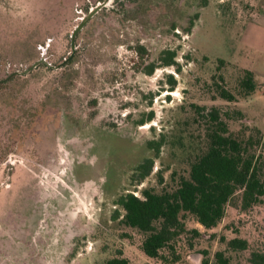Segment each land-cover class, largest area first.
I'll use <instances>...</instances> for the list:
<instances>
[{
  "label": "rangeland",
  "instance_id": "1",
  "mask_svg": "<svg viewBox=\"0 0 264 264\" xmlns=\"http://www.w3.org/2000/svg\"><path fill=\"white\" fill-rule=\"evenodd\" d=\"M97 6L73 50V31ZM167 51L177 66L159 67ZM218 59L230 86L245 69L258 90L237 103L213 98ZM192 104L240 112L230 132L264 136V0H0V264H102L116 250L134 264H162L139 250L115 202L189 170L177 146L155 155L147 142L200 132ZM150 157L151 175L133 182ZM182 222L176 264H215L218 251L250 264L264 252V199L244 190L234 189L217 225L189 214Z\"/></svg>",
  "mask_w": 264,
  "mask_h": 264
},
{
  "label": "trees",
  "instance_id": "2",
  "mask_svg": "<svg viewBox=\"0 0 264 264\" xmlns=\"http://www.w3.org/2000/svg\"><path fill=\"white\" fill-rule=\"evenodd\" d=\"M160 58L159 67L177 66L175 52H165ZM222 59L217 60L216 74L210 81L213 98L227 103H237L250 98L259 88L255 74L242 69L233 86H230L221 69L225 66ZM157 66L151 64L146 70L152 75ZM171 89L175 81L168 76ZM194 115V123L203 120L200 132H184L178 140H169L161 134L158 139L149 140L147 147L159 154L165 146H177L186 157L189 170L184 174L172 172L168 183L159 175V190L146 188L141 195L127 193L116 200L122 211L121 225L141 236L139 250L151 260L162 264H176L180 261L176 240L185 234L182 217L192 215L197 223L204 227L217 225L223 215V208L234 189L264 199V156L256 157L254 148L260 147L264 154V136L259 130H254L247 138L233 134L228 122L240 121V112H228L217 107L206 108L195 104L190 105ZM151 112L140 125L152 121ZM153 169V158H145L133 170L131 180L142 183ZM119 212L115 210L113 220L118 219ZM188 234L195 238L197 230ZM128 236L125 234V238ZM189 239V238H188ZM189 248L193 246L188 240ZM232 245H243L245 242L234 239ZM250 264H264V252H253ZM215 264H230L223 251L214 254ZM102 264H134L123 255L121 250L105 259ZM202 264H208L203 260Z\"/></svg>",
  "mask_w": 264,
  "mask_h": 264
},
{
  "label": "water",
  "instance_id": "3",
  "mask_svg": "<svg viewBox=\"0 0 264 264\" xmlns=\"http://www.w3.org/2000/svg\"><path fill=\"white\" fill-rule=\"evenodd\" d=\"M100 10V6L95 7L93 10H91L88 14V16L86 18H84L81 23L75 28V30L72 33L71 36V48L74 50V40H75V36L76 34L82 30V28L85 26V24L87 23L88 19L93 17L98 11ZM43 61L40 60L38 62H36L35 64H33L30 68L26 69L25 71L21 72V73H16V74H21V75H25L27 73H29L32 69L36 68L39 64H41Z\"/></svg>",
  "mask_w": 264,
  "mask_h": 264
}]
</instances>
